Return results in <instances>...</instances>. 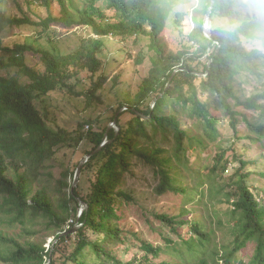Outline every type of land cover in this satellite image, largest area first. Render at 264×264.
<instances>
[{"label":"trees","instance_id":"obj_1","mask_svg":"<svg viewBox=\"0 0 264 264\" xmlns=\"http://www.w3.org/2000/svg\"><path fill=\"white\" fill-rule=\"evenodd\" d=\"M5 1L0 0V68L32 81L23 85L14 75H0V263L46 264L53 250L51 264H264V167L255 170L264 163V0H80L77 8L72 3L79 18L67 7L72 0H26L29 10L47 9V17L37 14L39 20L27 12L6 15ZM210 7L213 38L204 29ZM172 13L181 48L167 53L161 36ZM28 25L36 39L51 37L55 25H86L98 36L137 44L149 38L151 52L141 49L137 59L141 65L149 58L148 75L109 118L119 130L90 117L80 136L92 143L87 154L96 151L74 190L70 167L52 186V167L71 145L72 131L49 126L36 98L74 93L87 80L90 86L76 92L93 106L104 102L97 92L109 77L94 49L60 54L31 43L5 44L8 27ZM28 53L40 55L43 72L27 64ZM226 128L232 133L228 140ZM255 150L258 157L250 155ZM136 165L153 176L155 204L142 205L148 220L152 215L170 231L158 229L164 244L135 234L144 253L124 261L115 250L126 241L121 220L138 204L135 188L125 181ZM254 175L262 179L259 186L250 182ZM171 196L178 199L175 213ZM79 198L88 205L81 212ZM218 226L229 230L230 244L216 240ZM43 230L54 238L49 248L46 238L34 237ZM250 245L251 258H238Z\"/></svg>","mask_w":264,"mask_h":264},{"label":"rangeland","instance_id":"obj_2","mask_svg":"<svg viewBox=\"0 0 264 264\" xmlns=\"http://www.w3.org/2000/svg\"><path fill=\"white\" fill-rule=\"evenodd\" d=\"M72 3L76 5V8L82 6L83 3L80 0H72L71 3L67 1V7L69 10L76 13L77 18H79V15H77V9L72 7ZM58 6L59 5L56 4L53 9H58ZM2 9L8 16H23L24 13L27 12L34 20L40 19L37 18V14H40L43 17L48 16V11L44 7L34 6L29 10L26 0H7L3 2ZM219 24H221V22H219ZM55 26L56 27L48 33L51 37L48 38L47 36H44L40 39H36L33 26L8 27L3 34L5 44L13 47L17 43H31L35 47L49 49L59 53L61 52L60 54L76 52L81 47L86 50L94 49L102 58L104 71L108 74L109 78L103 89H100L97 92L104 102L98 103L96 100L94 101L93 106L87 105V100L84 95L80 96L77 94L80 90H84L90 86L87 80H84L82 84L77 85V92L75 91L74 93L56 91L47 95L37 96L36 104L41 111L48 116L49 126L54 129L61 127L72 131L67 140L71 141V145L66 146L56 156V164L52 167V179L54 181L52 186L56 184L57 179L61 177L63 171L68 167H70L76 175L79 163L84 156L87 155L86 150L92 148V143L90 141L80 139L82 132L85 133L86 130L89 129V119H95L100 116V119L104 123H109V126L111 125V127L115 128L117 131L119 130V125L114 123L111 119L109 120V118L115 113V109L118 108L119 102L123 97L130 100L134 98L139 91L143 78L148 75L150 69L149 58H147L141 65H137V59L141 49L146 52L148 51V37H142L139 44H137L133 39L123 42L121 37L115 35L98 36L94 34V31L90 26L86 25H77L71 28L62 25ZM176 27L177 26L174 23V13H172L168 25L161 36V38L167 43V53L176 52L181 48L180 33L179 29ZM150 52H147V55H149ZM25 60L29 66L35 68L39 72L44 71L45 66L40 60L39 54L28 53ZM84 71H86V73L83 74L85 77L89 73L87 69H84ZM0 75H14L19 83L23 85H29L32 81L28 75L14 69L8 71V69L0 68ZM124 109L126 108H122L120 112ZM129 116L130 115L126 113L124 118L127 119ZM81 121L84 123L83 127L80 126ZM231 135V131L226 128L224 131L225 140H228ZM104 142H107V137L104 138ZM259 153V150H255L250 155H252V157H258ZM237 167L238 163L232 166L229 172L234 173ZM263 167L264 163L263 165L256 166L255 170H262ZM12 172L13 171L10 169L9 173L12 174ZM75 175L74 178H72L71 175L68 177V180L72 183L71 186L74 184ZM44 177L49 178L47 175H44ZM125 181L126 184L135 188V195L138 204L132 206L126 211L127 219L121 220V225L125 230L126 241L125 243L119 244L115 251L120 259L128 261L134 254L138 253L142 255L144 253L140 248L141 241L135 237V234H139L143 239L154 241L157 244H164L165 240L158 234V229L162 230L164 234H168L170 229L166 226L162 227V223L152 215H150V220H148L149 215L146 214L145 209L142 207V205L150 206L155 204L153 198V176L150 168L143 165H136L133 168V174H129ZM260 181L262 182V179L255 175L250 179V182L257 186L261 184ZM89 185L90 181L87 182L86 186ZM64 190H71V187H65ZM53 191H55L54 187ZM171 198H176L170 201L172 211L175 213L178 211L176 207L178 199L176 196H171ZM170 205H167V207ZM83 208L84 207L81 205L79 211L81 212ZM205 213L206 211L202 212L201 218L204 219ZM34 237L40 241H43V239L46 238L44 245L47 248L51 247L52 242L54 241L52 236H47L45 230ZM215 237L220 244H223L224 242L230 244L232 239L229 230L225 227L219 226L216 227ZM253 252L254 247L250 245L248 248L243 249L238 253V258L247 261L253 255ZM165 258V255H162V257L157 258L156 261Z\"/></svg>","mask_w":264,"mask_h":264},{"label":"water","instance_id":"obj_3","mask_svg":"<svg viewBox=\"0 0 264 264\" xmlns=\"http://www.w3.org/2000/svg\"><path fill=\"white\" fill-rule=\"evenodd\" d=\"M212 11V7L209 8L207 14H206V17H205V23H204V29H205V33L207 36H209L210 38H213L212 36V31H211V28H212V20L210 18V13ZM181 69H185L184 67H181ZM178 70V69H177ZM176 70V71H177ZM174 71V73L176 72ZM201 75H204V74H201ZM173 77V76H172ZM172 77L170 78V80L172 79ZM169 85V84H168ZM114 123H116V121H114ZM109 128H111V125L109 126ZM107 137V135L105 136V138ZM106 143V142H104ZM96 150L88 153L87 155L84 156V158L81 160V162L79 163V166H78V169H77V172H76V175H75V180H74V184L72 186V190L75 189L79 179H80V175H81V171H82V167L83 165L89 160V158L94 154ZM79 201L81 203V205L84 207V208H88V205L82 201L80 198H79ZM77 227H79V225H76L73 229H71V231H73L74 229H76ZM56 242V241H55ZM52 251L51 250V253H50V258L49 260L47 261L46 264H51V256H52Z\"/></svg>","mask_w":264,"mask_h":264}]
</instances>
